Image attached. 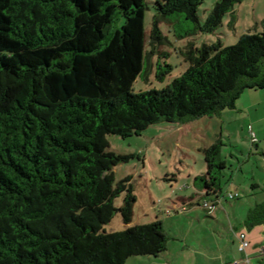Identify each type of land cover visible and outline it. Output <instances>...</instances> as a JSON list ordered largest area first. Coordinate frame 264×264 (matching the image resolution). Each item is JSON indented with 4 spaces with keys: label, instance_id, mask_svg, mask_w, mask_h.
<instances>
[{
    "label": "trees",
    "instance_id": "trees-1",
    "mask_svg": "<svg viewBox=\"0 0 264 264\" xmlns=\"http://www.w3.org/2000/svg\"><path fill=\"white\" fill-rule=\"evenodd\" d=\"M203 1L0 0V264H126L167 250L162 221L129 225L137 196L129 178L116 184L114 167L130 156L109 151L108 136L213 116L236 108L247 89L264 90L263 31L232 46L189 43L179 51L187 71L163 89L134 91L167 43L160 24L192 23L176 30L181 39L213 33L241 2L218 0L201 24ZM172 69L159 60L156 76ZM222 147L219 139L205 149L207 171L194 179L216 197ZM118 212L129 226L107 232ZM260 224L264 202L246 219Z\"/></svg>",
    "mask_w": 264,
    "mask_h": 264
},
{
    "label": "rangeland",
    "instance_id": "rangeland-1",
    "mask_svg": "<svg viewBox=\"0 0 264 264\" xmlns=\"http://www.w3.org/2000/svg\"><path fill=\"white\" fill-rule=\"evenodd\" d=\"M217 2L204 0L200 5L198 16L201 24ZM154 14V9L146 13L147 44ZM182 19L180 17L179 20ZM191 25L189 21H179L174 27L165 22L160 24L167 43L155 47L148 69H144L134 83L135 92L163 89L187 71L189 63L179 51L189 43L200 47L203 43L221 40L224 46H232L245 33L263 32L264 0H241L213 33L199 31L185 39L176 36V30L184 31ZM148 49L151 48L148 46ZM166 53L168 56L165 58ZM159 60L173 67L169 74L160 78L156 76ZM219 139L223 143L221 159L227 162L223 174L226 197L223 209L217 214V219L211 217L210 210L204 206V201H209L207 197L200 203L196 201L199 205L182 212L175 202L195 193L194 177L205 174L207 169L205 149ZM108 140L109 151L130 156L127 162L114 167L116 184L129 178L137 196L133 220L129 225L160 220L169 238L164 253L131 257L126 264H210L206 258L210 250L239 249L242 233L249 241L264 244V229L251 228L244 223L250 211L264 202V90L247 89L236 108L213 116L182 124L156 123L140 135L126 138L110 135ZM256 141L258 143L252 147ZM124 197L125 194L116 199L117 208L122 207ZM129 225L124 223L118 212L105 229L115 232L125 230Z\"/></svg>",
    "mask_w": 264,
    "mask_h": 264
},
{
    "label": "crops",
    "instance_id": "crops-1",
    "mask_svg": "<svg viewBox=\"0 0 264 264\" xmlns=\"http://www.w3.org/2000/svg\"><path fill=\"white\" fill-rule=\"evenodd\" d=\"M258 143V141H256L253 145H251L252 147H254L256 144ZM262 167H263V171H264V150H262ZM207 171V169L205 170V172ZM204 174V172H203ZM192 177V175H191ZM195 179V177H194ZM194 185H195V193H193L191 196L189 197H180L176 202V206L179 208L181 207L182 212H187L188 210L192 209L193 207H195L196 205H199L197 203H200L201 199H205L207 197H209V202L210 205H212V208H206V210H210L208 211L209 215L211 217H213L214 219H217L216 216H218L217 214H219V212L221 211V209H223V202H224V190H222V192H220L219 196L216 197L215 195H209L207 194L206 189H201L198 188L199 185H197L194 181ZM258 186V185H257ZM224 195V196H223ZM233 195V194H231ZM239 197V196H238ZM197 201V203H196ZM245 225H246V220H244ZM248 226V225H247ZM253 228V227H252ZM254 228H261L264 229V224H260V225H256L254 226ZM262 233H264V230H262ZM255 242V241H254ZM234 246V244H232V247ZM260 248H264V244H258V242H251L250 240V246L247 250V253L249 254L250 257V264H264L263 260H264V254H261L259 252ZM241 252L239 251V249H218L217 251H212L210 250V255L206 256L207 260H210V264H237L240 263L242 259L245 258V255L241 256L240 255ZM254 262V263H253Z\"/></svg>",
    "mask_w": 264,
    "mask_h": 264
},
{
    "label": "built area",
    "instance_id": "built-area-1",
    "mask_svg": "<svg viewBox=\"0 0 264 264\" xmlns=\"http://www.w3.org/2000/svg\"><path fill=\"white\" fill-rule=\"evenodd\" d=\"M204 206L207 208H212V205H209L207 203H204ZM250 246V241L248 240L245 233H242L240 235V244H239V251L245 255V258L241 260L240 263L237 264H250V257L247 253V250ZM259 252L261 254H264V248H260Z\"/></svg>",
    "mask_w": 264,
    "mask_h": 264
},
{
    "label": "water",
    "instance_id": "water-1",
    "mask_svg": "<svg viewBox=\"0 0 264 264\" xmlns=\"http://www.w3.org/2000/svg\"><path fill=\"white\" fill-rule=\"evenodd\" d=\"M263 262H264V260H263Z\"/></svg>",
    "mask_w": 264,
    "mask_h": 264
}]
</instances>
